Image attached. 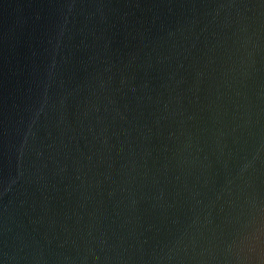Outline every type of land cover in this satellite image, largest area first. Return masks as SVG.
Returning <instances> with one entry per match:
<instances>
[{
	"label": "water",
	"instance_id": "95a60500",
	"mask_svg": "<svg viewBox=\"0 0 264 264\" xmlns=\"http://www.w3.org/2000/svg\"><path fill=\"white\" fill-rule=\"evenodd\" d=\"M0 264H264V0H0Z\"/></svg>",
	"mask_w": 264,
	"mask_h": 264
}]
</instances>
